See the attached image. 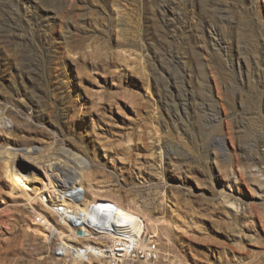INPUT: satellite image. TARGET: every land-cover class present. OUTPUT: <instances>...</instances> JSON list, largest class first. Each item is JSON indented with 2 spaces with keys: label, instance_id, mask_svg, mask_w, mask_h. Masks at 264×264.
<instances>
[{
  "label": "rangeland",
  "instance_id": "obj_1",
  "mask_svg": "<svg viewBox=\"0 0 264 264\" xmlns=\"http://www.w3.org/2000/svg\"><path fill=\"white\" fill-rule=\"evenodd\" d=\"M1 118L30 187L76 152L136 199L150 264H264V0H0ZM32 221L0 173V264H70Z\"/></svg>",
  "mask_w": 264,
  "mask_h": 264
},
{
  "label": "bare ground",
  "instance_id": "obj_2",
  "mask_svg": "<svg viewBox=\"0 0 264 264\" xmlns=\"http://www.w3.org/2000/svg\"><path fill=\"white\" fill-rule=\"evenodd\" d=\"M0 121L5 122L3 118ZM31 149H17L10 145L0 146V173L10 182V193L21 196L26 201L28 210L33 214L31 224L34 225L37 235L45 243H51L54 240V251L58 255H64L66 259L68 258L67 260L70 261V264H83L84 261L89 264H109V262L100 251V245L103 243V241L98 240L100 237L89 235L84 239H79L73 226L65 222H59L53 216L51 208L54 202H56V194L61 192V186L65 190L80 188L84 192V195L78 201L69 200L65 197L59 200L66 205V208L82 214L80 216V225L83 228H86L85 223L90 224V222H94L93 217L90 216V205L95 204V210H108V203L95 202L97 200H110L116 205L118 214L131 221L133 228L140 229V220L143 222L142 233L146 236L147 240H154V237L159 235L158 228L160 226L157 225L152 215L136 199L122 196L117 191L103 188L102 185L90 181L88 173L89 163L79 153H68V160L65 158L67 162L66 160L64 162V159L60 158L47 159V164L43 165L47 180L44 181L42 187H30L28 185V176L21 172L19 162L20 156L35 152ZM54 164H60L62 167H65V170H70L71 173L70 171L68 172L71 176L69 178H60L59 169ZM66 167L69 169H66ZM55 176H60V179L55 180ZM104 194H108L109 196L112 194L113 198L106 197ZM90 234L92 233L90 232ZM130 263L148 264L149 262H145L142 257L133 255H124L115 262V264Z\"/></svg>",
  "mask_w": 264,
  "mask_h": 264
},
{
  "label": "built area",
  "instance_id": "obj_3",
  "mask_svg": "<svg viewBox=\"0 0 264 264\" xmlns=\"http://www.w3.org/2000/svg\"><path fill=\"white\" fill-rule=\"evenodd\" d=\"M62 187L60 188L61 192L57 193L56 197L54 196L56 202L51 208L53 216L59 222L70 224L76 231L80 229L82 233H76L79 239H84L89 235L100 237L98 240L103 241L100 245V251L109 264H115L124 255L139 256L145 262H156L159 260L158 245L153 240H147L146 236L143 235V222L141 220V227L137 230L132 227L129 219L118 214L116 205L112 201L97 200L95 203H108V210H95V204L90 205V216L93 217L94 222L85 223L86 228H83L80 225V216L82 214L66 208V205L59 200L65 197L69 200L78 201L82 198L84 192L80 188L65 190ZM85 232H88V234L85 235Z\"/></svg>",
  "mask_w": 264,
  "mask_h": 264
},
{
  "label": "water",
  "instance_id": "obj_4",
  "mask_svg": "<svg viewBox=\"0 0 264 264\" xmlns=\"http://www.w3.org/2000/svg\"><path fill=\"white\" fill-rule=\"evenodd\" d=\"M76 233H77V234H81V233H82V231H81L80 229H78V230L76 231ZM84 234H85V235H87V234H88V232H85Z\"/></svg>",
  "mask_w": 264,
  "mask_h": 264
}]
</instances>
